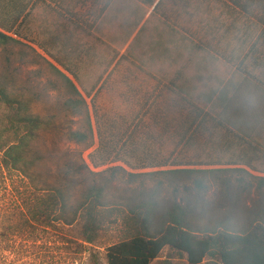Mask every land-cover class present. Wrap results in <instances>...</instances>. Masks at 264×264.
I'll return each instance as SVG.
<instances>
[{"label": "rangeland", "instance_id": "obj_1", "mask_svg": "<svg viewBox=\"0 0 264 264\" xmlns=\"http://www.w3.org/2000/svg\"><path fill=\"white\" fill-rule=\"evenodd\" d=\"M263 27L264 0H38L23 28L28 41L15 38L0 47V89L44 121L26 150L30 177L5 154L15 133L0 103V231L10 232L8 239L0 236V250L12 264H30L38 252L62 258L65 238L79 236L78 224L54 221L43 229L30 221L47 195L46 181L70 185L74 196L91 183L107 184L102 253L131 237L127 215L145 201H153L157 215L189 205L201 228L224 217L235 228L264 218V121L246 139L204 122L200 111L216 116L246 72L264 82ZM96 107L108 121L132 123L138 137L148 133L149 147L138 152L161 154L169 164L140 169L128 156L93 168ZM120 128L123 134L126 126ZM73 131L86 133V140H71ZM107 168L115 169L95 175ZM165 259L189 264L168 247L151 264Z\"/></svg>", "mask_w": 264, "mask_h": 264}, {"label": "trees", "instance_id": "obj_2", "mask_svg": "<svg viewBox=\"0 0 264 264\" xmlns=\"http://www.w3.org/2000/svg\"><path fill=\"white\" fill-rule=\"evenodd\" d=\"M37 2L38 0H0V47L15 38L28 41L23 28L28 23L31 10ZM261 33L264 36V27ZM256 47L255 42L251 49ZM56 61L75 77L67 65L61 60ZM59 73L69 83L72 91L81 97L72 80L62 72ZM263 83V80L252 72H246L239 84L232 88L231 94L225 96L222 108L216 116H210L200 110L202 117L207 115L204 122H213L215 125L235 131L246 139L252 138L264 121ZM190 101L185 100L187 104H190ZM0 103L10 111L9 129L15 133V140L5 154L16 169L32 177L33 170L25 160V154L29 143L43 127L44 121L39 116H33L23 110L22 101L12 98L5 89H0ZM144 108L142 106L138 111ZM147 111L152 113L150 109ZM105 114L95 108L99 143L89 154L93 168L126 161L128 156L134 158L136 166L140 169L166 167L169 164L168 158L161 154L138 152L141 146L149 147L150 143H147L146 137L148 133L144 138L138 137L135 132H130L132 123L127 125V122H122V125L126 126L122 134L120 131L122 125L116 124L115 120L108 121L103 117ZM114 128L118 131L115 132ZM118 134L120 135L117 136ZM69 138L80 143L86 140V133L73 131ZM127 146L132 150V154L124 149ZM113 169L115 168H107L95 175L101 176ZM148 174L143 173L139 176ZM69 186L51 185L46 181L43 187L47 195L39 203L30 221L36 222L43 229L53 225L54 221H61L69 226L78 224L79 236L65 238L63 244L65 256L61 254L62 258H57L55 252L54 254L38 252L30 264H103V260L106 264H151L160 257L166 247L185 255L189 264H202L207 257L210 258L208 264H264L262 216L256 217L241 228H235V222L230 217L217 221L213 227L201 228L195 226L191 206L178 203L167 208L162 215H157V207L153 201L142 202L129 210L126 223L132 227L134 233L127 239L105 246L102 253L99 248V237L104 225L102 209H107L108 186L94 182L77 196H74ZM9 234L10 232L0 231V236L5 239H8ZM6 252L0 250V264H12ZM161 264L173 263L170 259H165Z\"/></svg>", "mask_w": 264, "mask_h": 264}]
</instances>
